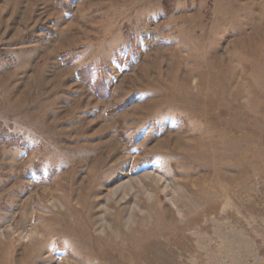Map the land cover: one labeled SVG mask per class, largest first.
I'll return each mask as SVG.
<instances>
[{
  "label": "rangeland",
  "instance_id": "rangeland-1",
  "mask_svg": "<svg viewBox=\"0 0 264 264\" xmlns=\"http://www.w3.org/2000/svg\"><path fill=\"white\" fill-rule=\"evenodd\" d=\"M0 264H264V0H0Z\"/></svg>",
  "mask_w": 264,
  "mask_h": 264
}]
</instances>
